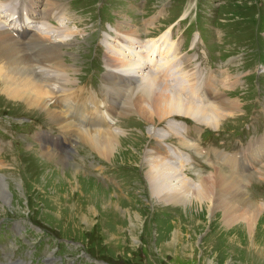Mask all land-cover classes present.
<instances>
[{
	"label": "rangeland",
	"instance_id": "374dc122",
	"mask_svg": "<svg viewBox=\"0 0 264 264\" xmlns=\"http://www.w3.org/2000/svg\"><path fill=\"white\" fill-rule=\"evenodd\" d=\"M57 1L66 9L63 25L77 34H67L60 58L75 84L93 91L94 97L102 101L111 97L122 107L131 94L111 96L105 87V52L108 36L113 43L116 28L132 27L142 39L159 40L171 27L165 46L181 39L184 54L193 58L199 84L212 80L221 95L239 104V109L223 112L217 130L184 119L194 141L210 155L186 151L188 161L184 162L193 180L199 172L211 171L210 162L228 171L216 151L227 155L241 151L264 134V77L255 75L257 63L264 61V0ZM38 51V46L26 49L29 54ZM229 76L238 80L225 79ZM73 81L66 82L73 86ZM213 102L204 100L209 105ZM105 107L102 103L101 110ZM47 113L10 101L0 91V176L11 193L10 203L0 200V236L7 234L0 237V252L7 254L6 259L27 262L31 258L26 252L33 245L25 247L14 232L31 221L46 231L40 235L35 229L38 236L33 241L42 248L35 259L48 254L51 259L64 257L67 264H264L260 248L264 208L248 200L263 212L256 242L251 244L242 233H225L212 217L196 216L185 211L183 204L158 202L150 195L143 165L144 150L153 139L148 129L168 127L166 119L157 122L155 118L150 125L137 113L114 117L116 127L123 130L118 135L122 150L113 152L111 159L69 138ZM169 141L177 144L174 136ZM46 147L51 149L50 156ZM62 161L80 172L74 177L77 184L70 176L61 178ZM253 170L252 176L241 173V190L247 199L264 204V167ZM172 233H177L175 243H171ZM51 235L56 240L43 250L41 240L46 238L49 244ZM59 237L64 243L78 241L80 246L64 244L56 251ZM250 244L260 249L261 256L249 251Z\"/></svg>",
	"mask_w": 264,
	"mask_h": 264
},
{
	"label": "bare ground",
	"instance_id": "6f19581e",
	"mask_svg": "<svg viewBox=\"0 0 264 264\" xmlns=\"http://www.w3.org/2000/svg\"><path fill=\"white\" fill-rule=\"evenodd\" d=\"M65 18L66 9L57 0H23L22 3L0 0L2 94L10 101H21L29 108L48 112L69 138L89 144L100 155L111 159L113 152L122 150L118 139L122 128L116 127L114 117L137 113L150 125L156 123L155 118L157 122L169 119L165 123L169 128L151 126L148 129L154 144L145 148L143 165L150 195L158 202L183 204L185 211L216 219L225 233H242L250 243L256 242L263 212L255 205L264 208V204L246 198L241 190L244 178L241 173L250 176L255 167L264 165V134L252 146L247 144L237 153L227 155L216 151L215 155L221 156L228 171L210 162L211 171L199 172L195 181L187 169L189 164L184 162L188 161L186 151L194 150L198 156L204 151L189 134L190 128L172 119L174 115L189 118L197 125L217 130L223 112L229 114L239 109V104L221 95L207 76L204 77L207 80L199 84L193 58L184 54L181 39L165 46L172 36L171 27L159 40L142 39L132 27L124 31L116 28L113 43L108 36L110 43L105 52L107 94L122 95L125 91L131 94L128 99L126 97V106L122 107L111 97L102 101L94 97L93 91L75 84L69 76L68 65L60 58V45L67 41L65 37L76 34L63 25ZM28 45L38 46L40 51L26 53ZM231 77L235 82L238 80V76L225 79ZM69 79L74 82L73 86L67 84ZM207 98L215 102L205 104ZM102 103L106 106L104 110H101ZM173 136L180 148L168 141ZM46 150L45 153L51 151L49 147ZM61 164V178L70 176L77 184L74 177L80 172L66 167L64 161ZM8 186L0 176V200L5 204L11 201ZM176 234L171 236V243H175ZM262 243L260 248L264 253V238ZM256 247L252 246L253 251H249L254 253ZM259 250L256 254L261 256Z\"/></svg>",
	"mask_w": 264,
	"mask_h": 264
}]
</instances>
